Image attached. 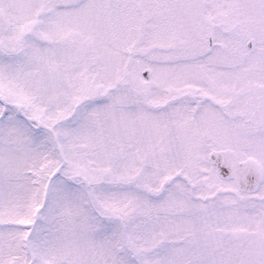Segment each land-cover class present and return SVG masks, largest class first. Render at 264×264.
<instances>
[{
	"label": "snow or ice",
	"instance_id": "1",
	"mask_svg": "<svg viewBox=\"0 0 264 264\" xmlns=\"http://www.w3.org/2000/svg\"><path fill=\"white\" fill-rule=\"evenodd\" d=\"M0 264H264V0H0Z\"/></svg>",
	"mask_w": 264,
	"mask_h": 264
}]
</instances>
